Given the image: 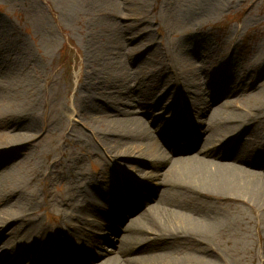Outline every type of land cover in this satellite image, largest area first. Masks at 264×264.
<instances>
[{"label":"bare ground","instance_id":"6f19581e","mask_svg":"<svg viewBox=\"0 0 264 264\" xmlns=\"http://www.w3.org/2000/svg\"><path fill=\"white\" fill-rule=\"evenodd\" d=\"M106 4L107 12L124 14L116 0ZM213 6L211 11L218 10L217 4ZM140 33L137 30L132 37ZM138 47L142 50L146 45L130 47L123 42L119 58L118 49L107 52L116 64L113 74L105 76L96 67L92 70L95 79H102L98 83L101 89L88 87L86 107L90 121L97 125L92 127V135L104 149L105 167L94 174L79 170L81 182L70 192L57 193L45 185L40 198L37 182L53 177V171L41 170L39 153L31 149L42 134L35 132L37 111L30 107L23 89L12 87L9 95L0 96V120H12L0 134V264H205L176 253L182 238L185 242L199 236L210 240L221 224L229 222L225 212L211 214L196 208L202 200L208 202L200 193L218 199L244 198L238 199L244 204L251 199L264 221V176L250 164L264 158L254 149L264 150L260 124L264 115L256 110L264 90H247L234 81L221 87L210 79L211 85L205 84L212 92L206 95L191 73L173 67L174 81H164L157 73L161 88L151 92L155 83L144 62L132 69L125 61V55L126 60L135 57ZM96 55L100 52L95 49ZM167 94L169 99H184L183 114L197 117L194 125L201 144L194 154L182 155L172 144L171 133L182 128L176 118H160L154 129L148 125L147 115L167 112L172 119L175 116L163 100ZM108 95L112 98H101ZM97 99L102 103H95ZM17 116L23 117L22 122ZM227 158L231 161H224ZM130 164L136 166L128 176L121 175ZM115 171H120V178L113 176ZM66 174L64 170L63 177ZM111 179L123 187L111 190L106 186ZM130 179H139L144 186L147 180L154 184L140 192L137 185L127 187ZM123 188V200H116ZM41 200L47 212L51 207L57 210L51 222L40 216ZM149 201L153 202L143 209ZM122 210L137 213L124 229L109 221L121 218ZM104 228L116 235L108 247L99 245L105 238ZM119 228L122 231L115 230ZM61 234L66 235L64 240ZM3 258L6 263H1ZM260 264H264V249Z\"/></svg>","mask_w":264,"mask_h":264},{"label":"rangeland","instance_id":"374dc122","mask_svg":"<svg viewBox=\"0 0 264 264\" xmlns=\"http://www.w3.org/2000/svg\"><path fill=\"white\" fill-rule=\"evenodd\" d=\"M107 1L0 0V96L9 95L12 87L23 89L30 107L32 105L37 111L35 132L39 136L42 134L31 149L39 153L41 170L53 171V177L37 182L40 198L45 185L57 193L70 192L81 182L77 177L79 170L94 174L103 168L104 149L92 135V127L97 125L87 114V92L90 85L101 89L98 83L102 79H95L92 71L95 67L105 76L113 74L112 65L116 64L107 52L118 49L119 58L124 50L123 42H128L130 47L146 45L141 51L138 47V53L131 59L126 60L125 55V61L132 69L144 62L155 83L150 87L151 92L157 93L161 88L155 78L157 73L164 81H174L173 67L183 74L191 73L197 88L206 95L212 92L205 84L211 85L210 79L221 87L234 81L247 90H264V0H116L123 15L107 12ZM214 4L218 10L211 11ZM137 30L141 33L132 37ZM95 49L100 56H94ZM168 96L163 100L173 108V119L170 113L158 112L146 116L148 125L154 129L160 118H176L179 129L182 128L177 134L171 133L172 144L182 155L194 154L201 144L198 126L194 125L197 117L183 114L184 99H169ZM101 98L106 100L112 96ZM245 98L239 103L243 104ZM102 99L95 103L101 104ZM258 108L264 115V99L256 110ZM17 117L22 122L23 117ZM11 122L7 118L0 120V134ZM260 124L264 137V119ZM254 149L256 155L264 154V150ZM250 164L264 176V158L250 161ZM134 166L128 165L121 175L128 176ZM69 169H73L70 174ZM64 170L67 174L63 177ZM119 173L115 171L113 176L119 177ZM111 180L106 184L111 190L114 186L123 187ZM152 180H147L144 186L139 179H130L127 187L137 185L142 192L143 187H152ZM124 193L123 188L116 200H123ZM199 197L207 198L208 202L202 200L196 208L211 214L225 212L229 222L221 224L210 240L199 236L185 242L182 238L176 253L191 255L195 262L205 264H260L264 221L262 212L254 208L252 200L247 199L244 204L238 200L244 198L238 197L218 199L203 193ZM152 202L143 204V209ZM44 204L41 200L40 216L51 222L57 210L51 207L47 212ZM121 212L124 214L121 218L109 221L114 222V227L124 229L137 213ZM89 218L95 219L91 215ZM120 228L115 230L122 231ZM104 230L105 238L99 245L108 247L116 235L114 230ZM59 236L63 240L66 238L65 234ZM4 261L3 258L1 263H6Z\"/></svg>","mask_w":264,"mask_h":264}]
</instances>
